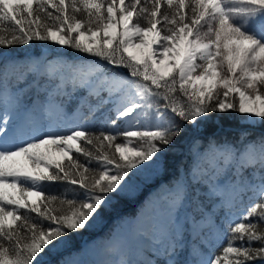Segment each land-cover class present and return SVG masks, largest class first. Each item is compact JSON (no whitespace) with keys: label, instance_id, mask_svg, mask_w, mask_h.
<instances>
[{"label":"snow or ice","instance_id":"snow-or-ice-1","mask_svg":"<svg viewBox=\"0 0 264 264\" xmlns=\"http://www.w3.org/2000/svg\"><path fill=\"white\" fill-rule=\"evenodd\" d=\"M81 12L84 18L76 15ZM33 41L100 57L137 80L113 78L118 86L109 89V98L89 107L91 118L101 105L112 104L109 132L89 133L81 125L10 147L15 117L7 109L0 113V264H42L49 245L84 229L107 194L116 193L138 164L173 146L185 124L196 125L210 112H237L264 123V0H0V75L11 69L23 79L40 72L36 63L25 66L5 56ZM44 71L50 78L56 74L52 66ZM95 77L109 80L103 67L88 66L72 83L99 97L92 88ZM53 115L50 102L44 117ZM118 122L128 127L117 132ZM244 157L241 166L258 168L259 183L229 185L224 206L231 210L249 192L250 203L237 221H227L225 246L208 257L194 247L199 259L191 264H264V137L246 144ZM59 181L78 187L59 197L45 194V182ZM175 193L182 202L179 178ZM212 194L223 193L213 187ZM203 227L217 226L208 218ZM181 246L177 229L167 264H177L171 257Z\"/></svg>","mask_w":264,"mask_h":264},{"label":"trees","instance_id":"trees-1","mask_svg":"<svg viewBox=\"0 0 264 264\" xmlns=\"http://www.w3.org/2000/svg\"><path fill=\"white\" fill-rule=\"evenodd\" d=\"M49 11L53 10L49 9ZM76 15L79 18H84L83 12ZM139 22L141 24L144 23L142 19ZM53 49L54 45L51 41H33L30 46H13L11 52L5 51V56L11 55L18 62L34 58L37 61L38 67L41 68L50 60V57H53L51 56ZM53 54L71 66L77 63H98L108 67L109 71L114 70V72L117 71L118 73L127 75L131 80H137L136 77L130 76L128 69L115 68L100 57L81 53L66 46L60 52H54ZM47 77L49 76L44 75V73L42 74L40 71L29 74L26 78L22 79L18 73L10 69L6 76L0 75V86H8L11 89H15L22 98L21 100L26 101L27 104H32L43 99L42 95H44V91L40 92L38 89L40 84H44L45 88L49 86L54 87L53 85L56 80H50ZM69 89L70 95L72 93L75 94L73 98V95L67 97L63 92L66 91L67 93ZM54 95L56 100L61 99L60 102L64 104L66 111L79 112L81 119L85 121V128H87L89 133H99L101 126H104V123H102L104 122V116H108L111 112V108L106 107L105 115L100 111L95 116L89 118V107L97 104L99 100L90 96L89 91L77 89L74 85L64 87V90L60 93L58 91ZM261 137H264V123H259L257 126L240 123L235 112L227 114L210 112L206 117L198 118L196 125L185 124L184 131L175 144L162 154H158V159L153 157L154 164L156 165L153 170L154 173H148L145 179L140 181L139 186L136 185L133 193L126 194L120 192L118 189L116 193L107 194L105 204L98 210V214H94L84 229L69 232L66 237L58 238L57 241L53 242L56 245L55 247L52 245L48 246L46 254H43L42 264H66V261L74 259L79 255L85 264L95 263L97 250L115 233L127 232V226L145 208V203L155 202L165 190L170 189L178 183V178L179 181L184 182L187 188L185 196H189L187 208L190 216L193 218L201 217L203 210H209L211 206V197H208L206 194L210 182L228 179L232 184H241L243 186L245 183L259 181L260 171L258 168L252 169L248 166L242 167L241 165L237 168V165L232 164L229 168H221L218 172H215L212 169L214 166L206 165L205 172L195 171L194 175H197L200 180L194 181L190 176V172L201 161L199 155L220 147L230 148L235 157L233 162H235V159L244 150L246 144L251 141H258ZM88 147L92 148L91 145ZM73 155L79 156L76 153ZM79 159L84 161L85 158L79 156ZM238 170L239 172H237ZM129 173H133V171L131 170ZM48 184L49 182H45V194L50 192L58 197L64 193L66 188L78 187L76 185H68L64 181L52 183L50 186ZM193 192H195V196L192 195ZM251 195L250 192L243 194L240 199V204H244L241 208L244 210L245 206L250 203L249 197ZM67 198H71V193L68 194ZM55 203L59 206V200ZM63 210L67 211V206H64ZM20 211L24 212L25 210L21 209ZM31 215L35 217V213ZM213 215L215 216V213ZM238 219L237 217H228L223 222L222 235L214 243H209L208 252L210 256L216 255L227 242V221L231 220L235 222ZM5 244L7 246L6 241ZM185 252L186 249L180 251V253L175 252L174 260L177 264H186V261L189 260V258L184 256ZM157 261L156 264H167V261L164 260Z\"/></svg>","mask_w":264,"mask_h":264},{"label":"rangeland","instance_id":"rangeland-1","mask_svg":"<svg viewBox=\"0 0 264 264\" xmlns=\"http://www.w3.org/2000/svg\"><path fill=\"white\" fill-rule=\"evenodd\" d=\"M53 45V53L60 52L64 48L63 45H57L54 43ZM53 53H51V56L55 57ZM53 57H50V60H48L47 63L40 68V71L42 74L44 73V75H46L44 70L48 66L55 68V76L47 78H50V80L55 79L56 82L53 85L54 87L49 86L45 88L44 84H40L38 86L40 92L44 91V95H42L43 99L40 101L27 104L26 101L24 102V100H21L22 98L15 89H11L8 86H0V113L7 109L13 112L15 117L14 123L16 133L13 143L9 145L10 147H14L15 141L20 139L21 144H26L34 138L47 136L49 133L66 132L69 129L76 128L81 125L85 127V121L81 119L79 112L66 111L64 104L60 102L61 99L59 98L56 100L54 95L58 91L60 93L64 90V87L73 85V78L76 77L79 69H86L88 66H100L105 69V75L109 77L107 82L100 77L93 78L92 88L99 92V97L95 95L92 97L99 101L101 98L108 99L109 89L118 86L113 84V78L117 81H123L124 78L129 79L127 75L123 73H118L117 71L114 72V70L109 71V68L103 66L102 64H91L86 62L77 63L74 64V66H71L60 57ZM36 62V59L29 58L20 63H26L25 65L27 66L28 64ZM75 86L77 89L89 91L86 87H79L78 82ZM63 92L67 97L73 95V98L75 96L73 93L70 95V89L67 90V93L66 91ZM231 98L232 97L230 96V99ZM14 101H18L19 107L13 106ZM99 101L92 107L95 108L99 104ZM50 102L54 115L49 120L44 117V109L49 106ZM106 107H110L112 109L113 106L111 103L101 105L98 112L101 111L103 115H105ZM235 114L240 123L250 126H257L260 123L259 118L249 119L246 114H240L237 112H235ZM30 115L35 120V123L31 120V123L29 122L26 124V128L29 129L27 133L30 135L31 131L38 128L42 129V132L40 134L36 133L34 135H30L29 137L24 136L22 137L24 138L22 140V134L18 135L19 129H22L23 125L25 126V121L26 119L29 120ZM113 116L114 113L112 111L108 114V116H104V122H102L104 123V126H101V131L109 132L113 130L112 126L107 123L108 118ZM118 124L119 127L115 128V131L117 132L122 131L125 127H128V125H124L123 122H118ZM135 127H139V125H136ZM17 136L18 138H16ZM122 139V136L119 137L118 142ZM244 152L245 148L239 153L235 162H233L235 157L230 151V148L220 147L216 150L203 152L200 155L198 154L201 161L197 163L196 167L192 168L190 176L194 181L200 180V178H198L197 175H194V173L197 170L204 171L206 165L214 166L212 169L215 172H218L221 168H229L232 164L237 165L238 168L240 165L244 164ZM155 167L156 165L154 164V161H145L143 164H138L136 168L132 169L133 173H129V175L124 178V181L121 182V188L119 191L126 194L133 193L136 189V185L139 186L140 181L145 179L148 173H154L153 170ZM206 170L208 171V169ZM237 172H239V170ZM180 182L184 184L183 181ZM255 183H259V181ZM229 185L234 184H232L228 179L217 180L208 184L206 194L208 197H211V206L209 210H203V215L198 218H193L189 214V210L187 208L189 196H185L182 202H176L177 198L175 186L165 190L163 194L155 200V202L145 203V208H143L127 226L126 231L128 233H115L108 241H106L96 252V262L91 264H115V261L120 259L131 260L133 264H156L158 262L157 260L168 261L170 257L166 255V250L169 247L171 234L177 229L181 234L182 246L178 247L176 251L177 253H180V251L186 249L184 256L189 258V260L186 261V264H191L193 260L199 259V257H194L192 255V249L196 246H199L204 257L210 256L208 252L209 243H214V241L218 240L219 236L222 235L223 222L228 217L240 218L241 213L244 211V209L241 208L244 204H240V199L237 201L236 206L231 210L224 206L225 201L228 199L227 189ZM235 185H237V187H241V184ZM213 187L219 189V191L223 194L213 195ZM186 190L187 188L184 184V194L186 193ZM213 213H215V216ZM208 218L212 219L217 226L214 231H209L206 227H203ZM187 235H189V237H187ZM203 241L207 242L205 243ZM113 248H118L119 252L112 251L111 249ZM174 258L175 256L171 257V259ZM66 264H85V262L82 261V257L79 255L74 259L66 261Z\"/></svg>","mask_w":264,"mask_h":264},{"label":"bare ground","instance_id":"bare-ground-1","mask_svg":"<svg viewBox=\"0 0 264 264\" xmlns=\"http://www.w3.org/2000/svg\"><path fill=\"white\" fill-rule=\"evenodd\" d=\"M31 123V120L29 119H26V121H25V126L23 125L22 126V129L20 128L19 129V133H18V135L19 134H22V136H21V138L22 137H24V136H26V137H29L30 135H34V134H36V133H38V134H40L41 132H42V129H36V130H34V131H31V134L29 135V133H27V131L29 130L28 128H26L27 126H26V124H28V123ZM16 138H18V136L16 137ZM24 138H22V140H23ZM21 144V139L20 140H18V141H15V143H14V146H18V145H20ZM35 197H33V198H31V199H34Z\"/></svg>","mask_w":264,"mask_h":264}]
</instances>
